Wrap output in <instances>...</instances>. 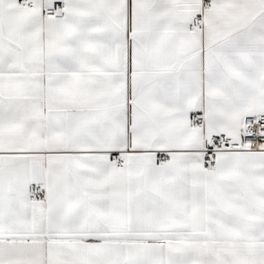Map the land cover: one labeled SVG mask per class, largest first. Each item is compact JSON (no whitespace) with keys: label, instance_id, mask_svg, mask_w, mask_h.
<instances>
[{"label":"crops","instance_id":"crops-1","mask_svg":"<svg viewBox=\"0 0 264 264\" xmlns=\"http://www.w3.org/2000/svg\"><path fill=\"white\" fill-rule=\"evenodd\" d=\"M260 114L264 0H0V264H264Z\"/></svg>","mask_w":264,"mask_h":264},{"label":"built area","instance_id":"built-area-1","mask_svg":"<svg viewBox=\"0 0 264 264\" xmlns=\"http://www.w3.org/2000/svg\"><path fill=\"white\" fill-rule=\"evenodd\" d=\"M20 4L23 7H33V0H20ZM43 13L47 17H65V5L58 4L56 6L46 7ZM204 20L200 15L193 16L188 24V30L194 29L203 30ZM192 122L197 123L200 120L199 114L192 115ZM212 146L203 148V161L206 165H216V154L222 152H264V114L260 115H247L242 119V132L238 138L231 137L224 133L212 135L210 137ZM114 161L117 164H121V160L118 154L113 156ZM163 161L166 158L163 157ZM42 192L36 196V199H40Z\"/></svg>","mask_w":264,"mask_h":264}]
</instances>
